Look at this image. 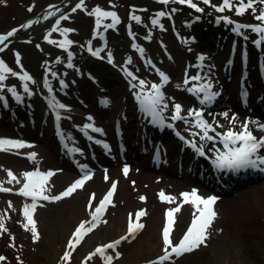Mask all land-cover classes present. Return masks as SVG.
<instances>
[{
    "label": "rangeland",
    "instance_id": "obj_1",
    "mask_svg": "<svg viewBox=\"0 0 264 264\" xmlns=\"http://www.w3.org/2000/svg\"><path fill=\"white\" fill-rule=\"evenodd\" d=\"M79 2L80 0H0V36L17 29L12 37L0 44L2 49L0 52L3 51L0 53V61L18 73L17 76L5 73L6 79L3 82L6 84H2L0 93H10L14 97L18 89L25 90L24 85L27 84L28 90L37 99L40 108L36 114L38 116L40 113V117L36 118L35 122L24 120L23 117L26 118L27 115L25 109H22L17 116L12 113L0 114V139L9 136L13 140L22 142L24 138L27 143H23L25 147L0 150V185L11 189L8 192L0 191V219L3 220L6 229V231L0 230V255L3 254L6 258L0 261V264H105L107 256L112 257L110 264H128L130 254L139 251L143 243L158 240L153 225L157 220L156 214L163 215L164 223L167 210L180 206V211L174 213L175 224L171 237L181 236L189 220L193 218V206L184 203L180 194L190 192L191 186L197 190L198 188L180 177L178 173L168 174V179L164 176L166 168L175 169L176 165L172 160L152 171V177L155 179L152 180L153 182H147L142 189L132 187L128 175L119 168L118 176L115 178L119 186L116 185L111 203L95 221L96 226L92 231L87 232L78 244L73 242L74 247L69 248L68 242L72 239L75 229L82 221H91V212L112 187L113 179L108 178L112 175L104 174L100 168L98 173L91 175L90 179L71 195L59 200L37 201L33 219L36 222L38 239H33L31 226L28 229L23 226L27 221L22 211L26 203H32V199L18 194L25 183L23 173L37 168L42 172L52 171L54 175L49 178L45 186L47 189L45 194L50 197L60 195L77 181L75 169L68 161L59 158L60 144L55 140L59 139L56 135L60 125L58 126L46 114L42 106L60 108L57 105L63 104L65 107L60 110L80 109L84 125L89 122L99 123L112 135L115 118L134 123L132 127L136 125L134 118L136 109L143 110V106L136 98L137 93L142 96L150 94L151 86L158 84L162 85L160 91L163 95L161 105L157 106L158 110L163 104L167 105L161 115L164 119H169L171 124H178L185 131H190L191 137L199 139V135L191 134H202L193 123L171 119L174 104L182 106V116H187L189 109H202L204 112L199 99L188 91L196 83L203 81L184 83L186 76L191 77L199 73L211 80L213 91L219 92L214 106L205 109L219 124L224 125V129L229 127L237 129L239 125L236 122L234 125L229 124V120L225 119L222 113L227 112L229 118L235 113L244 117V113L237 111L236 107L240 102L238 95L241 86L240 66L245 41L248 44L254 43L259 51L264 50V45H261L262 42L264 43V40H261L264 34L253 32L250 28H241L240 33L237 34L233 28L236 25L262 24L255 19L264 10V3L260 0H255L253 4L255 11L253 8H248L243 15H237L235 7L225 9L223 12L216 11L213 5H220L222 0H211L210 4L203 3V0H192L203 9L202 12L189 7L187 3L181 4L174 0H169L167 4L159 0H84L83 6L73 11ZM232 3L235 5L237 0H232ZM97 6L116 14L118 22L114 27L105 28V25L112 24L113 21L111 17H103L100 27L97 28L96 16L89 17L91 10ZM49 12L54 14L49 16ZM160 12H164L165 15L160 16L159 23L154 25L152 21ZM62 16L66 18L61 19ZM133 16L138 17L139 21L133 19ZM218 17H228L235 23L229 24L224 20L217 22ZM226 25L231 27L232 34L224 31ZM64 29L71 31L65 34ZM65 38L72 43L61 48L59 42L64 41ZM88 40H90L88 47L94 54L87 65L82 67L80 58L75 55V48L86 46ZM257 40H261L259 45L255 43ZM6 47L7 49H4ZM200 57H203V60L199 59ZM197 65L203 67H196ZM259 65L260 60L256 55L250 60L249 71L245 78L256 80L258 85L255 88L256 94L263 95V87L258 75ZM24 72L32 79L21 80L20 76ZM159 73H164L168 77L167 81L162 82ZM11 79H15L16 83L11 82ZM141 80L145 81L143 88L139 84ZM61 81L65 86L69 83L73 84L72 89L75 94L82 92L78 93V96L86 105H75L70 102L68 95L63 93L65 86H61ZM132 85L136 87L133 88ZM15 86L18 89H15L14 95L9 89ZM93 92L97 93L94 98H92ZM230 94H234L235 100H227ZM69 97L74 98L73 95ZM199 97L202 98V94ZM0 98L3 99L1 94ZM254 101L255 99L249 105L250 108H253ZM109 102H112V105L105 113V105ZM141 112L145 113L144 110ZM189 120L192 121L193 118ZM67 127L71 129L68 123L63 126L64 129ZM72 137L77 139L74 134ZM77 146L84 148L85 144H77ZM16 153L24 155L23 158ZM32 153L35 154L34 159L30 158ZM99 157L100 163L108 159V156L102 154ZM113 157L116 160H113ZM172 157H175L173 153ZM111 158L108 164L110 168L122 166L123 162L116 154L111 153ZM147 159L150 160L148 154H145L144 158L138 159V163L148 162ZM133 165L135 166V163ZM136 166L137 172H140L141 167ZM9 170L16 180L9 182L11 179L7 174ZM122 181L126 182L128 190L127 188L120 190ZM161 190L176 199L172 202L162 201L159 197ZM244 191L230 195L236 197L232 202L240 203L239 198ZM198 193L203 197L209 196L203 190H198ZM93 194H95L94 199H92ZM140 197L145 199L141 200ZM213 208L216 216L207 230L206 241L172 264L240 263L237 259V251L232 254L231 250L236 247L237 237L246 238V233L242 227L237 226L239 233L235 234L236 236L231 235L232 228L229 226V221L233 218V209L227 211L228 207L219 200L215 202ZM140 210L146 213L139 220L143 228L129 235L127 229L129 214H132L135 221V213ZM126 216V225L112 224L114 220L125 222ZM258 220L264 223V220ZM256 223L263 232L251 233V237L264 255V224ZM12 225H17V231L25 241L19 239L18 234L14 235L7 231ZM121 237L127 238L121 239ZM116 240H120V243L114 248H106L103 256L96 254L91 259H87L97 247ZM179 240L180 237L174 241V244ZM161 242L160 254L164 249L163 241ZM66 251L70 253L68 260L62 259ZM136 264H140V261Z\"/></svg>",
    "mask_w": 264,
    "mask_h": 264
},
{
    "label": "snow or ice",
    "instance_id": "obj_2",
    "mask_svg": "<svg viewBox=\"0 0 264 264\" xmlns=\"http://www.w3.org/2000/svg\"><path fill=\"white\" fill-rule=\"evenodd\" d=\"M84 0H80V2L76 5L75 8H73V11L76 10V8H80L83 6ZM161 3L167 4L169 0H159ZM174 2L177 3H187L189 7L195 9L198 12H202L203 9L199 8L196 3H193L192 0H174ZM211 0H203V3L210 4ZM261 3H264V0H260ZM255 3V0H247V3H245V0H237V3L234 5L232 3V0H222V3L220 5H213V7L218 12H223L225 9H232L235 7V12L237 15H243L245 10L248 8H253V4ZM54 7V6H53ZM31 10V9H29ZM175 11V9H173ZM253 11L255 9L253 8ZM54 13L49 12L48 15L51 16ZM90 15L96 16V25L97 28L101 25V18L103 17H111L112 18V24L105 25V28H111L114 27V25L118 22V18L114 12L110 11H104L99 6L93 8ZM164 12H160L156 14V18L153 19L152 23L158 24L159 23V17L164 16ZM66 17H61V19H64ZM133 19H136L139 21L138 17L133 16ZM256 20L261 21L262 24H255V25H236L233 28V31L237 32V34L240 33L241 28H250L253 32L264 34V10L260 12L259 15L255 17ZM220 20H224L226 23L234 24L235 22L229 19L228 17H218L217 22ZM59 23V21H57ZM22 27H24L22 25ZM17 29H13L7 33V35L0 36V44H2L4 41H6L9 37H12ZM71 31L70 29H64L63 32L66 34L67 32ZM261 40H264V35L261 36ZM261 40L255 41L257 45L260 44ZM72 43L71 40H68L65 38L64 41L59 42V46L61 48H65L67 45H70ZM2 50V49H0ZM142 51V50H141ZM71 55V54H70ZM199 59L203 60V57H200ZM130 62V61H129ZM71 66V65H69ZM196 67H203V65H197ZM5 73H10L12 76H17L18 73L13 71L11 68H9L3 61H0V87H2V82L6 79ZM161 76L162 82L167 81L168 77L164 73H159ZM55 75V73H53ZM131 75V73H129ZM20 79L23 81H29L32 78L24 72L23 75L20 76ZM133 79H136V77H133ZM189 81H203V83H199L194 85V87L189 88L188 91L193 92L194 94H203V99H201V104H206L208 102H211L216 96L219 95L218 92L212 91L213 84L211 80L207 76H201L199 73L195 76L187 77L184 81L185 84H188ZM140 87L143 88L145 81L141 80L139 82ZM61 86H65L64 82L61 81ZM162 85L153 84L151 86V93L146 95H141L140 93H137L136 98L140 101L141 105L143 106V110L152 118V122L159 121L160 123H163L164 117L161 115L164 109L167 108L166 104H163L159 110L158 105H161V101L163 100V95L160 91ZM133 88L136 87V85H132ZM24 89L26 92H28V86L27 84L24 85ZM49 90L51 91L50 87ZM9 91H11L15 95V88H10ZM30 94V93H29ZM244 96L247 95V93H243ZM60 108L65 107L63 104L57 105ZM174 112L171 117L173 121H184L185 123H193V126L200 129L202 131L201 133H191L192 135H199V138L201 141H215L217 137L220 139V142L223 144L225 151H220L219 149L215 148V145L213 144V147L209 148L208 151L212 152L215 151L216 157H215V167L218 169H228L233 171H238L240 169H258L264 170L261 166H264V155H261V150L264 149V136L257 137L254 135L252 129L250 128V125L255 123L257 127L264 131V124H260L256 121H250L245 120L242 124L239 126V130H235L234 127L227 128L226 131L220 133L216 132V128H223L224 125L219 124L218 121L214 120L215 127L213 126V123H210L208 120L204 119V113L203 110H196V109H189L187 116H182V106L180 104H174L173 106ZM225 119L229 120V124L234 125L237 117L233 115L231 118H229V114L227 112H224L221 114ZM189 118H193L192 121L189 120ZM91 119V118H89ZM172 126V125H169ZM85 127H88L87 125ZM94 131H101L100 129H94ZM209 132L216 133L215 136L209 135ZM183 139V137H181ZM186 143H189L190 146L195 149L197 154L200 156L205 155V144H200L199 146L196 144L195 141H186ZM26 145L23 144V142L18 140H9V139H0V150H7V148H21L25 147ZM30 158H35V154H30ZM86 167V166H85ZM129 169L127 166L124 167L123 172L125 175H127ZM8 176L11 178V180H16V177L14 174L9 170ZM54 173L52 171L42 172L38 168L34 171L24 172L23 177L25 179V183L23 184V187L19 189L20 195H23L25 197H31L32 203L31 204H25L23 206V215L26 218V223L23 225L25 229H28L29 226H31V231L33 233V239H38V233L36 231V222L33 219V212L37 206V201L42 200H59L63 197L71 195L77 188L82 187L85 180L90 179L89 175H85L82 179H79L75 181L70 187H68L63 193H61L58 196H48L45 194L47 191L46 184L51 176H53ZM107 179V176L105 177ZM19 182V181H17ZM116 189V182H113L111 189L107 192V194L103 197V199L100 200L98 206L95 208L94 211L91 212V221H82L79 226L75 229V232L73 233L72 239L68 242V247L73 248L74 243L78 244L82 237L87 233L92 231V229L96 226L95 221L99 218L101 213L106 210V206L111 203V197L114 194V191ZM0 191L8 192L11 191L9 188H5L2 185H0ZM181 197H183L184 203H190L193 208V218L191 221L190 226L187 228V231L184 233V235L180 238L178 243H173L171 239V232L173 229V225L175 223L174 219V213L180 211V206H177L175 208H170L166 212L167 222L163 228V255H160L158 257L157 261L151 262V264H164L165 261H169L174 255L180 256L183 255L186 252H191L194 249L198 248L203 244L207 239V230L210 228L212 221L214 220L216 213L214 211L213 205L215 204L217 197L216 196H208L203 197L199 195L197 189H192L190 192H182ZM159 197L162 201L172 202L176 198L165 194L163 190L159 193ZM95 198V194H93L92 199ZM141 200L145 199L144 197H140ZM11 206V205H10ZM89 207L91 208V200L89 203ZM198 213V215H197ZM146 213L143 210L137 211L135 213V221H133L132 214H129V224H128V234L132 235L139 229L143 228V225L139 223L140 217L144 216ZM87 225H91L90 227ZM0 230H5L3 220L0 219ZM127 237H121V239H126ZM120 240H116L110 244L103 245L100 247H97L95 249V252L90 254V256L87 259H91L92 256L96 254H100L103 256L106 248H114L116 244H119ZM119 254L117 253V256ZM70 258V253L66 251L64 253V256L62 259L68 260ZM5 257L0 256V261L4 260ZM112 260L111 256L105 257V264H110Z\"/></svg>",
    "mask_w": 264,
    "mask_h": 264
},
{
    "label": "bare ground",
    "instance_id": "obj_3",
    "mask_svg": "<svg viewBox=\"0 0 264 264\" xmlns=\"http://www.w3.org/2000/svg\"><path fill=\"white\" fill-rule=\"evenodd\" d=\"M211 147H213V145L209 144L207 146V150ZM217 147L218 146L215 145V148ZM181 160L186 161V159L184 158ZM140 166L142 168L140 172H137V170L134 168L127 177L129 178V182L132 184V187L135 186L136 188L139 187L140 189H142L143 187H145L147 182H151L153 179H155L154 177H152L151 172L154 171L157 166L156 164H152V162L150 163L149 161L142 162ZM171 171V169H167L165 170V173H170ZM117 172L118 169L116 167L111 170L113 180L117 178ZM126 188V182L122 181L120 190ZM234 198L236 197L231 196L224 198L221 201L223 204H225L226 207H228L227 211L233 209V218H231V221H229V226H231L233 233L232 230H230V233L231 235L238 234L239 232L237 226H240L245 231L247 237L244 238L238 236V242L236 244V247L234 250H231V253L234 254L237 251V259L240 262L239 264H264V255L262 254V251L260 252L259 249L256 247L253 241V237H251V233L258 232L261 234L263 232V230L260 228V225L256 222L263 223L258 219L264 220V181L260 182L257 185H254L253 187L245 191L239 198L240 203H233L232 201ZM243 204L246 206L248 205L246 209V206H244ZM82 215H80V217ZM126 218L127 216L125 217V222H123L124 220H119L118 222H115L114 220L112 224L114 226L117 223H122L126 225ZM155 218L157 220L154 221L153 225L157 232L158 240L143 243L139 251H137L133 255L132 253L130 254L131 257L129 258L128 264H136L139 261L140 263H142L160 255V251L162 248V226L164 224L163 215L156 214Z\"/></svg>",
    "mask_w": 264,
    "mask_h": 264
}]
</instances>
